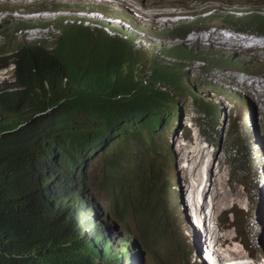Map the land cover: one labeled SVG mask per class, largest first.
Returning a JSON list of instances; mask_svg holds the SVG:
<instances>
[{
    "label": "trees",
    "instance_id": "1",
    "mask_svg": "<svg viewBox=\"0 0 264 264\" xmlns=\"http://www.w3.org/2000/svg\"><path fill=\"white\" fill-rule=\"evenodd\" d=\"M221 22L264 36V16L256 13L226 15ZM194 25L196 22H183L166 34L173 46L163 47L162 55L178 61L177 65L160 60L147 70L148 65L131 54L124 42L104 34L90 36L75 25L53 36V54L34 44H24L16 51L12 57L14 88H0V264L124 262L112 259L115 247L106 237L88 234V220L82 219L85 213L77 207L81 204L78 199L72 206L63 201L55 210L48 204L52 192L49 176L54 175L48 162H53L55 152L67 161V170L73 173L70 179L83 183L97 198L104 220L122 224L128 230L122 229L124 233L131 231L125 222L134 229L152 227L154 235L161 220L169 226L174 223L167 194L165 202L160 200L161 192L170 189L158 183L162 175L170 173L167 144L159 137L162 127L175 119L178 100L186 95L211 129L217 125L218 113L214 104H202L181 64L199 62L207 71L231 65L234 70L246 69L240 60L229 64L210 51L201 56L176 44ZM103 143L107 150L112 145L113 149L93 169L86 163V155ZM146 161L152 162L147 166L152 179L147 181V190L136 191L132 182L145 172L134 179L129 175ZM85 165L90 169L83 170ZM126 264L130 263L126 260Z\"/></svg>",
    "mask_w": 264,
    "mask_h": 264
},
{
    "label": "rangeland",
    "instance_id": "2",
    "mask_svg": "<svg viewBox=\"0 0 264 264\" xmlns=\"http://www.w3.org/2000/svg\"><path fill=\"white\" fill-rule=\"evenodd\" d=\"M43 6L51 10L67 8L72 11L41 13L35 17L27 15ZM75 8L83 9L75 12ZM0 9V44L2 33L8 35L9 40L20 36L21 41L41 40L50 44L52 35L63 30V26H58L60 19H63L61 23L66 21L67 24L80 20L95 33L104 25L108 27L109 23L114 29H121L119 33H108L103 29L109 36L124 40L123 33L131 34L135 38L134 50L146 63L152 64L156 60L174 62L160 54L162 45L167 44L165 41L137 32L125 21L108 20L111 12L112 16L133 17L134 24L150 34L160 31L166 35L179 22L195 21V31H190V35L181 41L185 47L202 53L201 56L210 51L216 57L226 58L229 64L235 59L243 60L246 69L234 70L233 65L229 68L218 66L207 74L198 71V63L184 64L193 88L201 94L203 101L208 103L207 97L218 105L217 127L212 131L189 97L179 100L178 117L161 134L167 144L165 159L170 173L158 180L162 188L165 184L170 187L169 191L161 192L160 200L165 202L167 194L174 223L169 226L168 222L161 220L157 235L152 234V227L134 229L126 222L131 231L124 233L123 230L127 229L120 224L118 232L121 236L123 233V237L126 234L127 246L134 245V253L140 258L138 264H197L196 258L201 259L200 264H223L240 259L245 261L251 256L257 261L259 254L264 255V218L259 227L256 225L262 209V198L258 200L261 195L259 187L264 183V37L254 35L255 30L247 27L233 28L223 26L220 21H203L210 13L264 16V0H116L115 3L108 0H0ZM94 9H110V12L101 17ZM23 21L32 22V29H22L18 34L12 25L22 27ZM48 22L50 27L44 29ZM242 30L248 32L242 33ZM253 43H261V47ZM19 45L18 41L12 44L14 48ZM1 57L4 59L0 61V82L6 80L4 86L10 85L12 70L7 66V57ZM149 68L148 65L146 70ZM128 156L131 162L132 158ZM151 165L152 162H143L137 172L129 175L134 179L137 174L145 172L132 182L136 191L147 190V181L152 179L147 166ZM98 166L96 159L92 168ZM130 190L134 197V190ZM97 196L102 198L99 193ZM200 233L203 235L201 239ZM196 240L197 247L194 245ZM116 241L117 238H113L115 248L124 246ZM259 260L257 262L262 264Z\"/></svg>",
    "mask_w": 264,
    "mask_h": 264
},
{
    "label": "clouds",
    "instance_id": "3",
    "mask_svg": "<svg viewBox=\"0 0 264 264\" xmlns=\"http://www.w3.org/2000/svg\"><path fill=\"white\" fill-rule=\"evenodd\" d=\"M58 11H61V12H71L72 10H70V9H67V8H56ZM68 10V11H62V10ZM83 8H75V12H78L79 10H82ZM95 10V9H94ZM95 11H97L99 14H104L105 12H110V9H104V10H95ZM50 12H54V11H52L50 8H46V7H44V8H38L37 10H34V11H30V12H28V16L29 15H36V14H41V13H50ZM82 12H84V11H82ZM90 13H92V12H90ZM226 15H230V14H226ZM226 15H224V14H222L221 16H218V15H214V14H209V15H206L204 18H203V21H206V22H208V23H213V22H215V21H220L221 22V18L223 17V16H226ZM207 18H214V21H209V20H207ZM108 20L109 19H112V20H122V21H125L128 25H130V22H128L129 20H127V19H123V18H116V17H114V16H112V14H111V12L110 13H108V18H107ZM27 20V19H26ZM62 20L63 19H60V21H58V26H63V30H64V25H68L67 24V22L66 21H64L63 23H61L62 22ZM185 23H191V22H195V21H191V22H188V21H184ZM78 23H80L81 24V28H79V29H83V30H86L89 34H93L94 35V33L95 32H93V31H91V30H89V28H87L86 26H84L83 24H82V21H76V22H72V25L71 26H73V25H75V26H77L78 27ZM181 23H183V22H179L177 25H175L174 27H172L171 28V30L173 29V28H175V27H177L179 24H181ZM222 23V22H221ZM23 24H25V28L26 29H28V26H31V23L30 24H28V23H26V21H23ZM10 25H12V24H10ZM38 25V24H37ZM40 26V25H39ZM223 26H225V25H223ZM12 27H13V30L16 32V33H18V34H20L21 33V31H22V27H19L17 24H14V25H12ZM68 27V26H67ZM194 27H195V25H194ZM103 29L105 30V31H107L108 33L109 32H112V33H115V32H117V33H119V30H121V29H114V27L111 25V24H109L108 23V27H105V25L103 26ZM103 29H100L101 31H103V32H105ZM62 30V31H63ZM62 31H58V33H61ZM195 31V28L192 30V32H194ZM58 33H56V34H53L52 35V37H51V41L52 40H54V38H53V36H56ZM106 33V32H105ZM120 33H123V32H120ZM124 34V33H123ZM259 37H264V36H259ZM1 38H2V43L0 44V51L2 50V52L0 53V55H4V56H6L7 57V66H10L11 67V70H12V83H10V85H5L4 86V84L6 83V80H3L2 82H0V88H3V89H7V88H9L10 87V89H13V87H12V84H14V82H15V79H14V77H13V72H14V69H15V65H14V63L12 62V57H13V55H11L12 53H16V51L22 46V45H24V44H34V42H26V41H21V37L20 36H16L15 38H13V39H8V35H6V34H4V33H2L1 34ZM111 40L112 39H117V38H115V37H109ZM185 38V37H184ZM184 38L183 39H178V40H176V44H182L181 43V41H183L184 40ZM14 41H18L19 43H20V47L19 48H14L13 46H12V44H13V42ZM162 41H165L167 44H164V45H162V48L163 47H166V46H168V45H170V44H172V42L170 41V40H168V39H163ZM36 43H37V46L39 45V46H44L46 43H48V41L47 42H42L41 40H36ZM161 48V49H162ZM8 49H11V52H8ZM161 49H160V54H162V51H161ZM190 49H192V48H190ZM163 57H165V56H163ZM168 58V57H167ZM170 60H172L171 58H169ZM238 60V59H237ZM174 62L172 63V64H175V65H177V63H178V61H175V60H173ZM241 62L243 61V60H240ZM194 64H200V67H199V69H198V71L199 72H201L202 73V69H201V67H202V64L201 63H199V62H193ZM244 63V62H243ZM184 64H186V63H183V64H181V65H183L184 66V68H183V73L185 74V76L186 77H188L187 76V74H186V72H185V70H186V66L184 65ZM188 64V63H187ZM180 65V66H181ZM213 68H216V69H218V67H213ZM213 68H211V69H213ZM245 68H247V66L245 67ZM211 69H209V71H207V72H205V74H207V73H210L211 72ZM241 72H244V71H241ZM188 79H189V77H188ZM190 80V79H189ZM191 81V80H190ZM194 93H196L197 94V96L199 97V98H201V100L203 101V99H202V97H201V94L200 93H198V91L196 90V89H194ZM185 97H189L188 95H186ZM184 97V98H185ZM190 98V97H189ZM180 100V99H179ZM179 100H178V102H179ZM191 100V99H190ZM192 101V100H191ZM192 103H193V101H192ZM210 103H212V104H214L215 106H217V108H218V113H217V121H218V117H219V114H220V112H219V107H218V105L217 104H215L213 101H210V102H208V104H210ZM202 104H207V103H205L204 101H203V103ZM193 106H194V104H193ZM194 107H196V106H194ZM178 110V108L176 109V112H178L177 111ZM196 110L199 112V114L200 115H202L201 113H200V110L196 107ZM178 117V114L176 113V117H175V119ZM202 117H203V120L205 121V122H207V124H208V121H206V119L204 118V116L202 115ZM175 119H173V120H175ZM173 120L171 121L170 120V122H169V125H167V126H163L162 127V129H164V131H163V133L170 127V125H171V123L173 122ZM208 126H210L209 124H208ZM216 127H217V125H216ZM215 127V128H216ZM215 129H212V131H214ZM159 137H161V135L159 136ZM99 147V148H98ZM111 148V149H110ZM112 149H113V145L112 146H110L109 147V149L107 150V148H106V144H101V145H99V146H96V147H93L92 149H90L89 151H88V153H87V155H86V158H85V161H86V163H88L89 165H92L93 163H94V161L96 160V159H98V161H101V158L104 156V155H106V154H108L109 152H111L112 151ZM58 154H57V152H55L54 153V155H53V162H48V165H49V167H52V169H53V174L55 175V176H57V178H65L67 181H69V182H63V181H59L54 175H50L49 177H50V180H51V183H52V192H51V197H50V200L48 201V204L50 205V207L53 209V210H55V208L56 207H58L63 201L65 202V203H68V200H73L72 199V193L74 192V189H72V188H74V187H78V185L80 184V182H78V181H76V180H74L73 181V179H70L71 177H73V173L71 172V171H68L67 170V167H66V165H67V161L65 160V159H62V158H58V156H57ZM56 164V165H55ZM55 165V166H54ZM84 169L83 170H85V169H90L89 168V166L88 165H85L84 167H83ZM78 169H79V165L77 166V168L75 169V171L77 172L78 171ZM264 181V180H263ZM71 182V183H70ZM74 182H78L76 185H75V183ZM259 189H260V193H261V197L259 196V198H258V200H260V198H262V200H260V202L262 201V203L263 204H260L261 206H260V208H262L263 206H264V183L263 184H261L260 183V187H259ZM69 191V192H68ZM87 189H86V187H85V185H83V189L81 190V191H79L75 196L77 197V199L81 202V204L80 205H77V207L81 210V211H83L84 213H85V215L88 217V221H86V224H87V232H88V234L89 235H92V236H94L95 234H99V235H101L102 237H106L107 238V240L108 241H110L111 239H113V238H115V236H113V234L116 232V231H118V229H117V226H116V224L115 223H108L106 220H104V218H103V216H102V214H101V212H100V207H99V205H98V203H97V201H96V199H94V198H92L91 196H89L88 194H87ZM262 213H263V215H262ZM264 216V209L262 210V212L261 211H259V213H258V221L256 222V225L257 224H259V226L261 225V221H262V217ZM100 226H102V228L100 227ZM111 226H112V228H111ZM118 227H119V225H118ZM122 237H123V235H122ZM124 238V237H123ZM113 241V240H112ZM112 241H111V244H112ZM116 243L118 244V245H122L123 243H120V240H118V241H116ZM259 257L261 258V261H262V264H264V255H262V254H259ZM251 258L252 259H254V257L253 256H251ZM127 261L129 260V259H131V257H126L125 258ZM130 264H135V263H131V262H129ZM248 264V263H250V264H254V263H256V260L254 261V260H250V259H248V260H245V261H243V260H239V261H226L225 263H223V264Z\"/></svg>",
    "mask_w": 264,
    "mask_h": 264
},
{
    "label": "bare ground",
    "instance_id": "4",
    "mask_svg": "<svg viewBox=\"0 0 264 264\" xmlns=\"http://www.w3.org/2000/svg\"><path fill=\"white\" fill-rule=\"evenodd\" d=\"M108 1H110V2H112V3H115L116 2V0H108ZM136 2V1H135ZM173 4V3H172ZM44 7H47V6H43V8ZM36 8V7H35ZM14 9H15V7H14ZM37 9V8H36ZM35 9V10H36ZM1 10V9H0ZM91 11V10H90ZM1 14V13H0ZM96 15V14H95ZM101 15V17H104V14H100ZM122 14H120V16L118 17L117 15L116 16H114V17H116V18H123V17H125V18H128V20H130L131 22H132V24H131V26L129 25V27L130 28H135L134 30L135 31H137V32H140V33H144V34H147V35H157V36H159L160 35V37L161 38H163V39H165L166 38V35H164V34H162L160 31H156V32H151V34H150V32H148L147 30H145L143 27H141V26H139V25H137V24H134V18L133 17H131V16H126V15H124V16H121ZM203 15V14H202ZM252 15V14H251ZM31 16H33V17H35V15H29V17H31ZM52 16V15H51ZM53 17V16H52ZM124 18V19H125ZM28 19V18H27ZM50 19V18H49ZM51 22V21H50ZM32 23V22H31ZM34 23V22H33ZM228 23V22H227ZM23 24V23H22ZM46 25L43 27L44 29H48L49 27H50V25H49V22L48 23H45ZM54 24V23H53ZM52 24V25H53ZM88 25V24H87ZM40 27V26H39ZM82 26H81V24L80 23H78V27H77V29H79V28H81ZM105 27H107V26H105ZM22 28L23 29H26L25 28V24H23V26H22ZM52 28H53V26H52ZM103 28V27H102ZM28 29H32V26H28ZM27 30V29H26ZM25 30V31H26ZM200 31H203L202 29L200 30ZM8 33V32H7ZM164 33V32H163ZM10 34V33H9ZM102 34H104V36L105 37H111V36H109L107 33H105V32H103V31H101L100 29L99 30H97L96 31V33H94V36H97V37H100ZM90 35V34H89ZM124 35V40H122V37L121 38H117V39H112L113 41H117V42H124V44L127 46V47H129V50H130V53L131 54H134V55H137L138 57H139V60L140 61H142V62H144L143 60H142V58H141V56H140V54L138 53V52H136L135 50H134V43H135V38H133L132 36H131V34H128V33H124L123 34ZM190 35V34H189ZM73 36V35H72ZM91 36V35H90ZM102 38V37H101ZM101 38H97V39H101ZM214 40V39H213ZM222 41H223V39H222ZM199 42V41H198ZM216 42H217V40H216ZM254 42H255V40H254ZM53 43H54V40H52L51 41V43L49 44V43H46L43 47H41V46H39L38 45V47L39 48H41V49H39V50H41V51H44V52H46V53H49V54H53L54 53V49H55V47L53 46ZM221 44H222V42H221ZM246 44V43H245ZM255 46H257V47H261V43H259V44H257V43H253ZM34 45H36L37 46V43H36V40L34 41ZM244 45V44H243ZM247 45V44H246ZM252 45V44H251ZM173 45L171 44L168 48H170V47H172ZM221 46V45H220ZM228 46V45H227ZM20 47V45L18 46V47H16V48H19ZM231 47V46H230ZM239 48H241L242 49V47L241 46H238ZM244 47V46H243ZM165 48H167V47H164L163 49H165ZM222 48V47H221ZM232 48V47H231ZM237 48V47H236ZM251 48H253L252 46H251ZM162 49V50H163ZM240 49V50H241ZM256 49V48H255ZM223 50H225L224 48H223ZM236 51H238V50H236ZM244 51V50H243ZM258 51V50H257ZM135 52V53H134ZM240 52V51H239ZM259 52V51H258ZM223 53V52H222ZM225 53V52H224ZM237 53V52H236ZM241 54V53H240ZM258 54V53H257ZM264 57V56H263ZM1 58H4V57H1ZM247 58V57H246ZM254 58H255V56H254ZM262 58V57H261ZM260 58V59H261ZM6 59V58H5ZM253 59V58H252ZM264 59V58H263ZM173 60V59H172ZM14 61V60H13ZM156 61H160V60H156ZM155 61V62H156ZM162 61V60H161ZM253 61H255V60H253ZM146 63V62H145ZM154 63V62H153ZM162 63H163V61H162ZM147 65H149V64H151V63H146ZM163 64H170L169 62H165V63H163ZM146 67V66H145ZM147 68V67H146ZM207 71V69L206 70H204L203 69V71H202V73H205ZM191 75V74H190ZM14 88V87H13ZM7 90V89H6ZM253 90V89H252ZM4 92V91H3ZM6 93V92H5ZM1 94V93H0ZM229 94V93H228ZM257 95V94H256ZM205 99L207 100V101H209L210 102V98L208 99L207 97H205ZM253 101V100H252ZM261 103V102H260ZM262 105V104H261ZM259 107V106H258ZM262 109H263V107H262ZM177 111H179V110H177ZM263 111V110H262ZM264 112V111H263ZM175 113H177V112H175ZM262 113V112H261ZM173 115V114H172ZM175 115V114H174ZM221 117H222V115H221ZM122 129V128H121ZM120 129V130H121ZM115 130H117L116 128H115ZM119 131V130H118ZM133 131V130H132ZM130 147V146H129ZM129 149H132V148H129ZM257 170V169H256ZM252 171V170H251ZM56 178H57V176H56ZM58 180H62L63 182H67V180L66 179H60V178H57ZM81 185H79L78 187H74V188H72V189H74V192L72 193V199L73 200H68V203H69V205L70 206H72L75 202H77V197L75 196L79 191H81L82 189H83V183H80ZM87 194L89 195V196H91L92 198H95V199H97L95 196H94V194H92V193H90V191H87ZM260 204H263L262 203V201H261V203ZM264 209V206L262 207V209H261V212H262V210ZM196 212V211H195ZM262 215H263V213H262ZM82 219H83V221L84 220H87L88 219V217L84 214L83 215V217H82ZM109 220V219H108ZM262 220H263V218H262ZM109 222L112 224V222H111V220H109ZM264 223V221H262V224ZM116 226H117V229H119V227H118V223H117V221H116ZM194 224V223H193ZM192 224V225H193ZM264 225V224H263ZM199 226V225H198ZM257 226L259 227V224H257ZM196 227V226H195ZM111 228H112V226H111ZM193 229H195V228H193ZM203 230V229H202ZM204 231V230H203ZM206 231V230H205ZM121 234V232H118V231H116L114 234H113V236H115V238H117V240H122L123 238H122V236L120 235ZM201 234V233H200ZM122 235H123V233H122ZM126 234H124V237H126L125 236ZM200 236V239L202 238V234L201 235H199ZM193 237H194V235H193ZM190 238V237H189ZM204 238H205V240H204V243L206 242V238H207V235L205 234L204 235ZM113 239H111L110 240V242L112 241ZM124 241V240H123ZM123 241H121L123 244L122 245H124V246H119V247H117V248H115V249H112V251H111V254H112V259L116 262V260L117 259H119V260H124V262H123V264H126V257H131V259H129L128 260V262H133V263H135V264H138V263H140V258H138V256H136L135 255V253H134V249H133V247H134V245H130V247L129 246H127L128 244L126 243V242H123ZM209 243V242H208ZM194 245H195V247H197V245H198V240H196V241H194ZM196 251H197V248H196ZM201 253V252H200ZM204 253V252H203ZM101 255H103V253L101 254ZM207 257V256H206ZM250 260H254L255 261V259H252L251 257H248ZM260 259V257L258 256V260ZM192 260V259H191ZM211 260V259H210ZM257 260V261H258ZM114 261H110L111 263L112 262H114ZM194 261V260H193ZM195 261H197V264H200V261H201V259L200 258H196L195 259ZM256 261V263H254V264H259L258 262ZM259 261H261V260H259ZM195 263V262H194ZM114 264V263H113ZM116 264V263H115ZM221 264V263H220ZM233 264V263H232ZM248 264H250V263H248Z\"/></svg>",
    "mask_w": 264,
    "mask_h": 264
},
{
    "label": "water",
    "instance_id": "5",
    "mask_svg": "<svg viewBox=\"0 0 264 264\" xmlns=\"http://www.w3.org/2000/svg\"><path fill=\"white\" fill-rule=\"evenodd\" d=\"M52 11H54V12H57L58 10L57 9H53ZM80 12H82V11H80ZM72 25V22L71 21H69V23H68V25H64V27H70ZM262 218H264V216L262 217ZM123 238V237H122ZM126 242V241H125ZM139 256V255H138Z\"/></svg>",
    "mask_w": 264,
    "mask_h": 264
}]
</instances>
